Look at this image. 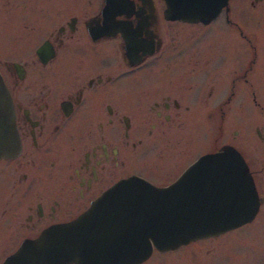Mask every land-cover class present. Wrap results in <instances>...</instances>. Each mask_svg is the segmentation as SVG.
Here are the masks:
<instances>
[{
  "label": "flooded vegetation",
  "instance_id": "obj_1",
  "mask_svg": "<svg viewBox=\"0 0 264 264\" xmlns=\"http://www.w3.org/2000/svg\"><path fill=\"white\" fill-rule=\"evenodd\" d=\"M41 2L67 16L18 33L15 9L33 2L0 0V73L20 138L19 153L0 158V264L103 263L90 249L111 228L99 214L111 212L114 185L136 176L167 187L226 145L241 153L256 184L251 154L234 137L240 107L251 102L242 126L264 144V0H217V15L199 21L166 17V0ZM216 22L221 49L215 74L205 77L214 56L196 47L188 25ZM197 72L203 78L195 83ZM186 120H200L216 145L173 173L171 146L186 142ZM116 204L125 222L128 205ZM169 251L153 248L138 264Z\"/></svg>",
  "mask_w": 264,
  "mask_h": 264
},
{
  "label": "water",
  "instance_id": "obj_2",
  "mask_svg": "<svg viewBox=\"0 0 264 264\" xmlns=\"http://www.w3.org/2000/svg\"><path fill=\"white\" fill-rule=\"evenodd\" d=\"M166 1L170 19L210 20L219 11L217 0ZM19 150L12 99L0 73V158L14 157ZM139 179L129 177L109 191L118 195L110 208L105 206L111 212L99 214L110 220L111 228L101 235L98 247L90 249V257L102 253L104 262L97 264H138L154 247L174 250L233 230L253 221L264 201L243 156L231 145L200 156L167 187ZM116 202L128 205L125 222Z\"/></svg>",
  "mask_w": 264,
  "mask_h": 264
},
{
  "label": "rangeland",
  "instance_id": "obj_3",
  "mask_svg": "<svg viewBox=\"0 0 264 264\" xmlns=\"http://www.w3.org/2000/svg\"><path fill=\"white\" fill-rule=\"evenodd\" d=\"M31 1L33 2L32 8L15 9L16 30L18 33L32 32L28 26L35 24L36 20H61L62 17L67 16L57 8H47L48 4L41 2L46 0ZM245 17L244 20H249L250 14ZM217 24V22L213 23L209 27H203L200 24L188 25V28L195 34L197 39L196 47L199 50L209 49L212 56H214L212 61L214 67L209 70L205 77L215 74L216 56L221 49L219 45L220 32ZM169 28L171 30V23H169ZM162 37L165 47L171 50V36L163 34ZM168 64L170 62L163 63V66H165L163 67L164 71H168L166 68ZM155 77L167 81L168 74L161 72L158 77L157 74ZM191 78L195 83H198L203 77L200 72H197L192 74ZM195 103L196 101L191 99V105L194 106ZM249 109L254 112L251 102H245L240 107V125L238 126L240 133L234 137V140L236 144H245L250 152L249 157L252 161V171L255 175L256 185L260 195L264 197V144L253 134L249 124L242 126L244 116H246ZM184 124L187 133L185 135L187 137L186 142L184 143L181 140V146H171V150L178 148V152L177 150L171 152V171L175 170L173 173H179L196 157L203 152L212 150L216 145L209 142L208 134L205 133V127L200 120L197 122L186 120ZM241 127L243 130L240 129ZM172 163H175V165L173 166ZM130 165L132 167L142 166L137 161L131 162ZM174 177H171V179ZM144 264H264V204L253 221L216 236L205 237L183 244L169 252H155Z\"/></svg>",
  "mask_w": 264,
  "mask_h": 264
},
{
  "label": "bare ground",
  "instance_id": "obj_4",
  "mask_svg": "<svg viewBox=\"0 0 264 264\" xmlns=\"http://www.w3.org/2000/svg\"><path fill=\"white\" fill-rule=\"evenodd\" d=\"M82 256V255H81ZM79 257V256H78Z\"/></svg>",
  "mask_w": 264,
  "mask_h": 264
}]
</instances>
